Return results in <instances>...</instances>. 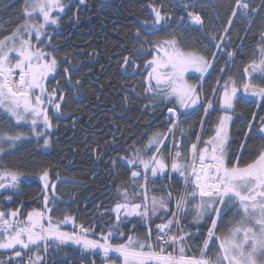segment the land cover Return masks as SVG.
<instances>
[{
  "label": "snow or ice",
  "instance_id": "obj_1",
  "mask_svg": "<svg viewBox=\"0 0 264 264\" xmlns=\"http://www.w3.org/2000/svg\"><path fill=\"white\" fill-rule=\"evenodd\" d=\"M66 7L63 0H24L22 22L10 34L0 38V109L15 122L12 128L20 124L31 125L30 131L35 134L38 144L43 138L44 148L51 146V138L37 126L42 123L43 129L53 127L45 104H51L52 96L60 90L49 92L46 81L58 74L60 62L53 54L54 48L47 51L41 45L47 40L51 46L46 29L49 25L59 26V14L64 13ZM260 8H264V0ZM258 10L250 7L248 0H234L229 27L223 31L229 32L233 18L237 16L246 19L251 26L255 19L253 14ZM152 11L155 20L147 31L153 35L158 32L167 35L162 39H145L122 60L123 65L137 70L140 65L135 58L146 52L152 56L144 63L147 72L144 92L151 94L148 97L150 104L159 101L172 105L167 108L170 127L166 133L154 132L142 149L130 146L131 156L118 157L125 162L130 178L116 185L119 200L111 209V213H115L114 223L109 231L99 233L98 238H92L97 233L83 224L79 225L78 231L62 230L61 225L75 224L74 216L53 219L51 213L58 202L56 184L50 182L49 170L42 169L38 178L43 182V208H33L24 218H20L19 209L0 211V249L12 250L6 264H13L14 260L16 264H46L39 254L41 249L47 253L49 249L56 251L69 244L79 246L84 252L101 255V264H264V115L252 114L245 139L236 153L231 151L229 131L237 103L255 104L264 110V31L257 45V58L243 69L245 78L238 84L229 76L222 86V96L218 100L221 114L214 133L207 139L197 134L196 142L182 149L181 141L177 140V130L180 137L185 136L180 117L187 118L200 110L205 116L210 114L209 110L216 111L211 99L201 101L202 87L190 83L187 78L190 72H198L201 74L199 79H203L212 67V61L189 48L174 32H169L167 18L159 9L153 7ZM187 15L193 25L203 29L201 15L193 11H188ZM2 29L3 25H0ZM136 35H141L139 29ZM207 35L213 46L220 50H223V41L230 39V36H221L217 42L216 35ZM215 55L212 54L213 60ZM226 55L232 58L235 53L229 51ZM65 62H68L66 58ZM63 71L67 73L68 68ZM70 81L71 77H67L66 82ZM216 92L217 89H213V95ZM58 98L60 101L65 99L62 94ZM148 106L145 104L146 109ZM60 109V103H56L55 111L62 115ZM253 134L259 136L262 143L249 152L248 140ZM169 137L171 148L167 143ZM25 139L30 137L23 132L0 130V155L16 149L17 142ZM245 155L251 159L244 161ZM116 162L112 160L113 165ZM173 173L182 178L181 190L174 194L168 188L162 190L161 195H149L150 177L165 175L172 179ZM25 178V173L3 168L0 170V189L19 190ZM155 182L154 179L151 181L152 184ZM50 204L53 207H49ZM228 213H232V220L228 222L227 231L218 234ZM188 216L193 217L196 232L185 230L182 219ZM154 217L161 223H156L153 231ZM134 221L147 225L143 235L136 233ZM205 224L210 225L206 234L200 231ZM129 225L132 226L130 234H126L124 229ZM115 237L123 239L113 242ZM197 237H203L199 244L191 243ZM0 264L5 261L0 260Z\"/></svg>",
  "mask_w": 264,
  "mask_h": 264
},
{
  "label": "trees",
  "instance_id": "obj_2",
  "mask_svg": "<svg viewBox=\"0 0 264 264\" xmlns=\"http://www.w3.org/2000/svg\"><path fill=\"white\" fill-rule=\"evenodd\" d=\"M78 1L63 0L67 7L56 28L59 33L55 29L52 30L51 34L47 35L51 46H48L47 40L41 46L47 51L54 48L53 54L60 62L59 70L57 69L59 73L47 81L46 88L49 92L57 88L60 90L53 95L57 96V103L64 101L66 104L61 107L60 112L63 114L60 115L78 114V117H81L80 130L67 146H62L59 150H45L42 147L43 138H40L38 144L35 134L12 128L13 122L2 117L0 113V128L12 132L20 131L30 137L17 142L16 149L0 155V170L7 168L26 175L19 190L0 189V211L19 209L20 218H24L33 208L42 209L43 185L38 174L47 168L50 172V182L56 184L58 199L56 210L51 213L53 219L62 220L65 215L74 216L75 224H69L66 230L78 231L79 225L83 224L97 233V236L92 238H98L99 233H106L114 223L115 216L111 209L117 203L116 185L130 178V171L124 166L125 162L118 157L131 156L129 149L132 145L142 149L147 138L154 132L166 133L167 108L172 106L159 101L150 104L148 97L151 94L144 92L147 77L144 63L152 58L151 55L146 52L143 56L135 58L136 63L140 65L137 70L123 65L122 58L129 56L134 48H139L145 39H162L167 35L165 32L153 35L147 31L155 20V13L152 11L155 7L166 16L169 32H174L189 48L212 61L215 47L207 34L216 35L219 42L224 28L228 27L234 0H85L84 6ZM248 2L250 7L259 9V19L255 18L250 26L246 19L237 16L228 34L230 39L223 41V49L236 55L235 66L228 74V77L232 76L236 80L241 79L244 73L242 64L250 62L256 54L260 34L264 31V8H260L262 0ZM23 3L24 0H0V25H3L0 38L10 34L16 25L22 22ZM188 11L201 15L204 20L203 29H194L188 25ZM156 27L159 28L158 25ZM138 29L141 34L139 37L136 35ZM242 47L244 49L240 51ZM57 48L59 49L56 50ZM65 58L73 64L74 70L63 65ZM88 59H91L92 66ZM228 60L227 55L219 54L217 57L211 74L203 83L200 93L202 100H212L217 95H213V89L218 92L224 77L226 78V68L232 63V60ZM81 61L82 64L77 70L76 66ZM95 62L96 65L93 66ZM64 68H68L71 77L69 83L66 82ZM207 74L208 72L204 74L203 79ZM199 77L193 79V84H200L203 79ZM61 94L65 97L63 101L58 98ZM145 104L149 105L147 109ZM52 115L53 110H50V116ZM196 119V124L191 128L189 124L182 127L185 132V136L181 137L182 149L196 142L194 138L199 134L201 117L197 116ZM61 136L70 139L72 133ZM113 159L117 161L115 165L112 163ZM156 179L157 183L168 184L174 194L183 188L182 178L175 173L172 174V179L165 175ZM153 185L150 182L149 189H153L156 195H161L162 191L155 190ZM9 196L10 200L7 199ZM49 207L53 205L50 204ZM228 217L232 220V213ZM192 219V216H188L182 219V223L186 231L196 232L197 226L193 225ZM134 223L136 233L143 235L146 227L139 222ZM227 225L223 220L218 234L226 233ZM209 226L203 225L200 231L206 234ZM131 227L129 225L124 229L126 234H130ZM202 238L197 237L191 243L199 244ZM122 239L115 237L113 242ZM73 253L79 254L77 247L62 246L60 250H51V264H62L61 259ZM39 254L42 256L41 250ZM10 255L11 252L0 251V260L6 262ZM97 260V264H101L99 256Z\"/></svg>",
  "mask_w": 264,
  "mask_h": 264
},
{
  "label": "flooded vegetation",
  "instance_id": "obj_3",
  "mask_svg": "<svg viewBox=\"0 0 264 264\" xmlns=\"http://www.w3.org/2000/svg\"><path fill=\"white\" fill-rule=\"evenodd\" d=\"M253 15L257 19V16L259 15V13L257 12ZM233 22H234V20H233ZM56 27H58V26H56ZM228 27H229V25H228ZM55 30H56V32L58 31V29H55ZM230 30H231V27L229 28V31ZM57 33H59V32H57ZM228 34H229V32L228 33L224 32L223 36L227 37ZM58 49L59 48H57L56 50H58ZM243 49H244V47H242L240 49V51H242ZM256 53H257V49H256ZM235 57H236V55H234L232 58H229L228 61L231 62V60H232V63H229V65L226 68V75L227 76L225 75L226 78L224 77L222 84L219 88V91L216 93L217 95L212 99L213 107L216 109V111H211L209 115L205 116V114L200 110V111L194 112L191 116H189L187 118H185L184 116L180 117V120L182 122V127L185 124H189V128H191V126L193 124H196L197 116L201 117L200 123L203 121V127L200 124V130L202 129L201 136L203 139H207L209 136H211L214 133V127L216 125L218 116L221 114V112L219 110L218 100H219V97L222 96V86L225 83V81L228 80V78H227L228 74L231 72L232 68L235 66V63H234ZM254 58H257L256 54L253 55V59ZM88 62L91 65V59L90 60L88 59ZM96 62L93 63V66L96 65ZM81 64H82V61L77 64V66H76V68L78 67L77 70L79 69ZM248 64H249V62L247 64L246 63L242 64L243 69ZM63 65H66L69 67V69L74 70V66L71 62H65V60H64ZM58 70H57V73H59ZM56 75L57 74H53V76L51 78H55ZM66 75H67V77H70L69 72H67ZM244 78L245 77H244V73H243L241 76V79L236 80L237 83L239 84L241 82V80ZM50 79H48V80H50ZM87 81H89V75H87ZM199 85H198V87H199ZM56 99H57V96H52V103L50 105V108H51V110H53V115L50 116V112H48V115H49L50 119L52 120L53 127L51 129H44L46 134L51 138V140H50L51 146L47 147V148L43 147L45 150H52L53 148L56 150H59V149H61L62 146L63 147L67 146V144L70 141H72L74 139V137L78 134V131L80 130V127H81V117H78V114L69 115V116H61L60 113H57L55 111V104L57 103ZM81 103H82V101H81ZM60 105H61V107H64L66 104L63 101L60 103ZM254 112H259V115H264V110L258 109L255 104H248V103H237L236 104V114L233 116V123L229 129L230 137H231V151L233 153H236L239 151V145L241 142L244 141V139H245L244 134L248 131L247 124L249 121L252 120V114ZM0 113L2 114V117H5L7 119L10 118L3 110L0 111ZM56 120L58 122H56ZM14 123L15 122L13 121V124ZM37 127H38V130L43 129L42 123H40ZM169 127H170V124L168 121L167 129ZM30 128H31V125H29V124H20V125L15 126V129H17V130H23L24 133L27 132V133L34 135V133H32L30 131ZM0 130H4V128H0ZM69 133H72V138H70V139L66 138V137L64 138L61 136V135L67 136V134H69ZM177 140L181 141V137L179 135L178 130H177ZM195 140H196V136L194 138V141ZM261 143H262V141H261L260 137L253 134L251 136V138L248 140V151L251 152V151L255 150ZM94 155L96 157L97 153L95 152ZM249 159H251L250 156H248V155L244 156V161H247ZM150 178L152 180L154 179L155 181L157 180L156 179L157 177L156 178L150 177ZM92 181H94V180H92ZM96 209L100 210L99 207H96ZM229 214L230 213H228V215H226L224 217V222L226 224L229 222V220L231 218V217H228ZM68 247H77V249L79 250V254L73 253V254H69V255L63 257L61 259L62 264H92L93 261L95 262V264H97V261H98L97 257L98 256L90 254L89 252L82 251L79 246H68ZM50 251H51V249H49V251H48L47 264L52 263L50 255H49ZM53 264H55V263H53Z\"/></svg>",
  "mask_w": 264,
  "mask_h": 264
},
{
  "label": "rangeland",
  "instance_id": "obj_4",
  "mask_svg": "<svg viewBox=\"0 0 264 264\" xmlns=\"http://www.w3.org/2000/svg\"><path fill=\"white\" fill-rule=\"evenodd\" d=\"M78 3L81 5V6H84L85 5V3H83V5L80 3V0L78 1ZM60 15V17L61 16H63L64 15V13H60L59 14ZM188 25L191 27L192 26V28H194V29H199L200 28V26H197V25H193L192 24V22H191V20H189L188 21ZM57 27H56V25H49L48 27H47V29H46V35H49V34H51V32H52V30H54V29H56ZM43 38L44 37H41V39L43 40ZM33 43H37V41L35 42V40H33ZM215 56H216V60H212V68L215 66V63H216V61H217V57L219 56V54L220 55H226V52L224 51V50H220V49H217V48H215ZM199 76H201V74L200 73H198V72H190L189 74H188V79H189V82L190 83H192L193 84V79H195V78H198ZM52 76H50L49 77V79L51 78ZM46 83H47V81H46ZM203 86V84H201L200 83V85H199V87H202ZM201 101L203 102L204 100H202L201 99ZM50 105L51 104H45V107H47L48 108V112H50V110H51V108H50ZM3 109H1L0 111H2ZM191 111V110H190ZM203 113H204V111L203 110H201ZM212 110H209V112H211ZM205 114V113H204ZM168 118V117H167ZM9 120L10 121H12L13 122V120L11 119V118H9ZM39 125V124H38ZM40 130H44V129H40ZM20 131H22V130H20ZM45 131V130H44ZM202 134V129L199 131V135H201ZM170 141H171V137H169V141L167 142L168 144H169V148H171V143H170ZM12 150H10V152H11ZM150 179V182L152 181V179L151 178H149ZM40 181V180H39ZM141 182H143V181H141ZM40 183L43 185V182L42 181H40ZM157 184H160V185H157ZM154 187H155V190H157V191H159V192H161L162 190H163V188L164 189H168V184H166V183H164V182H159V183H157V182H155V184L153 185ZM162 186V187H161ZM132 191V189L130 190V192ZM51 194V192H49V195ZM151 194H153V189H150V192H149V195H151ZM51 196V195H50ZM117 197V201L119 200V196H116ZM114 216H115V213H112ZM153 223H151V227H152V229H153V231L155 230V224L156 223H161V220H159V219H157V218H153ZM69 227V224L68 225H61V227H62V230H64V231H69V230H66L65 228L66 227ZM144 227H147V225H143ZM67 227V228H68ZM66 246H77V245H71V244H69V245H66ZM0 251H6V252H12V250H3V249H0ZM91 254V253H90ZM98 256H99V258H101V260L103 259L102 258V256L101 255H99V254H97ZM5 264H6V262H5Z\"/></svg>",
  "mask_w": 264,
  "mask_h": 264
},
{
  "label": "built area",
  "instance_id": "obj_5",
  "mask_svg": "<svg viewBox=\"0 0 264 264\" xmlns=\"http://www.w3.org/2000/svg\"><path fill=\"white\" fill-rule=\"evenodd\" d=\"M13 262H15L16 263V261L14 260Z\"/></svg>",
  "mask_w": 264,
  "mask_h": 264
},
{
  "label": "water",
  "instance_id": "obj_6",
  "mask_svg": "<svg viewBox=\"0 0 264 264\" xmlns=\"http://www.w3.org/2000/svg\"><path fill=\"white\" fill-rule=\"evenodd\" d=\"M79 230V229H78Z\"/></svg>",
  "mask_w": 264,
  "mask_h": 264
}]
</instances>
